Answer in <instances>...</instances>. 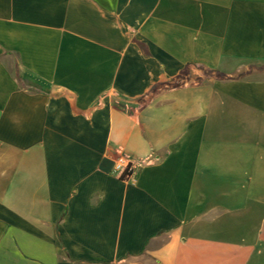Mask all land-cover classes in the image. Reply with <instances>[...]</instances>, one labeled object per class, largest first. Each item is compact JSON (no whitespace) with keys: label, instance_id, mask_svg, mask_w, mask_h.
Segmentation results:
<instances>
[{"label":"crops","instance_id":"0c3cea01","mask_svg":"<svg viewBox=\"0 0 264 264\" xmlns=\"http://www.w3.org/2000/svg\"><path fill=\"white\" fill-rule=\"evenodd\" d=\"M0 264H264V0H0Z\"/></svg>","mask_w":264,"mask_h":264},{"label":"built area","instance_id":"2783aa9c","mask_svg":"<svg viewBox=\"0 0 264 264\" xmlns=\"http://www.w3.org/2000/svg\"><path fill=\"white\" fill-rule=\"evenodd\" d=\"M136 163L129 158L126 157H118L115 159L112 172L118 178L127 180L130 179L135 171Z\"/></svg>","mask_w":264,"mask_h":264},{"label":"trees","instance_id":"16d2710c","mask_svg":"<svg viewBox=\"0 0 264 264\" xmlns=\"http://www.w3.org/2000/svg\"><path fill=\"white\" fill-rule=\"evenodd\" d=\"M183 73H186V70L184 69V71H182Z\"/></svg>","mask_w":264,"mask_h":264},{"label":"rangeland","instance_id":"374dc122","mask_svg":"<svg viewBox=\"0 0 264 264\" xmlns=\"http://www.w3.org/2000/svg\"><path fill=\"white\" fill-rule=\"evenodd\" d=\"M254 225H255V224H254ZM254 225H253V226H254ZM253 226H252V227H253Z\"/></svg>","mask_w":264,"mask_h":264}]
</instances>
